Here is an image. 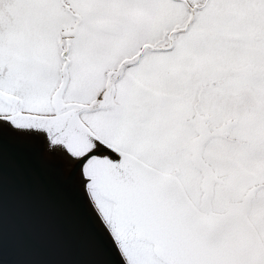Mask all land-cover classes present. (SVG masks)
Returning <instances> with one entry per match:
<instances>
[{
    "label": "snow or ice",
    "instance_id": "1",
    "mask_svg": "<svg viewBox=\"0 0 264 264\" xmlns=\"http://www.w3.org/2000/svg\"><path fill=\"white\" fill-rule=\"evenodd\" d=\"M0 264H264V0H0Z\"/></svg>",
    "mask_w": 264,
    "mask_h": 264
},
{
    "label": "water",
    "instance_id": "2",
    "mask_svg": "<svg viewBox=\"0 0 264 264\" xmlns=\"http://www.w3.org/2000/svg\"><path fill=\"white\" fill-rule=\"evenodd\" d=\"M52 180H53V184H54V186H55V187H59V181H58V179H57V177H56L54 171H53V173H52Z\"/></svg>",
    "mask_w": 264,
    "mask_h": 264
}]
</instances>
